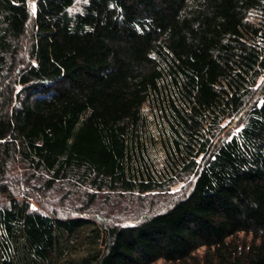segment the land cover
I'll return each mask as SVG.
<instances>
[{"label":"trees","instance_id":"trees-1","mask_svg":"<svg viewBox=\"0 0 264 264\" xmlns=\"http://www.w3.org/2000/svg\"><path fill=\"white\" fill-rule=\"evenodd\" d=\"M58 261L264 264V0H0V264Z\"/></svg>","mask_w":264,"mask_h":264},{"label":"rangeland","instance_id":"rangeland-1","mask_svg":"<svg viewBox=\"0 0 264 264\" xmlns=\"http://www.w3.org/2000/svg\"><path fill=\"white\" fill-rule=\"evenodd\" d=\"M31 7L33 9V3L31 4ZM260 82H261V80H260ZM181 188H182V186L180 184H178L171 189V193L179 191ZM163 199H165V198H163ZM32 206H34V204H32ZM115 213L119 214V212H117V211ZM59 215H60V217H62V216H64V213L59 212ZM127 215L131 216V214H127ZM89 234H90L89 231H86L84 233V236L87 237ZM87 245L88 244H86V241H84L83 239L76 240L74 242V246H75L76 250L74 251V253L71 254L70 258H78L79 256L83 255L85 253V251L87 252V249H88ZM56 264H62V261H58Z\"/></svg>","mask_w":264,"mask_h":264}]
</instances>
